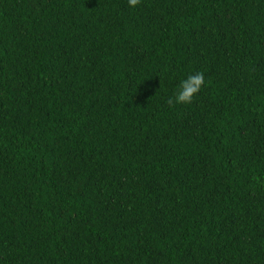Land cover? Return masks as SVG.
Returning a JSON list of instances; mask_svg holds the SVG:
<instances>
[{"label": "trees", "instance_id": "1", "mask_svg": "<svg viewBox=\"0 0 264 264\" xmlns=\"http://www.w3.org/2000/svg\"><path fill=\"white\" fill-rule=\"evenodd\" d=\"M0 264H264V0H0Z\"/></svg>", "mask_w": 264, "mask_h": 264}, {"label": "clouds", "instance_id": "2", "mask_svg": "<svg viewBox=\"0 0 264 264\" xmlns=\"http://www.w3.org/2000/svg\"><path fill=\"white\" fill-rule=\"evenodd\" d=\"M140 2L141 0H128L129 6L133 8L138 6ZM204 84L205 78L203 73L197 72L194 75H190L186 80L180 82L174 97L168 99V105L171 107L175 104L191 103L193 97L199 93Z\"/></svg>", "mask_w": 264, "mask_h": 264}]
</instances>
